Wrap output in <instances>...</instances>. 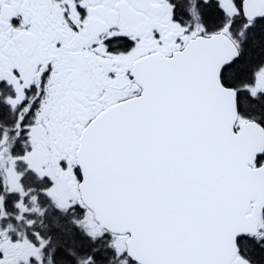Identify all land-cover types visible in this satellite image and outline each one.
I'll use <instances>...</instances> for the list:
<instances>
[{"label":"snow or ice","instance_id":"6c2138e0","mask_svg":"<svg viewBox=\"0 0 264 264\" xmlns=\"http://www.w3.org/2000/svg\"><path fill=\"white\" fill-rule=\"evenodd\" d=\"M0 264H264V0H0Z\"/></svg>","mask_w":264,"mask_h":264}]
</instances>
